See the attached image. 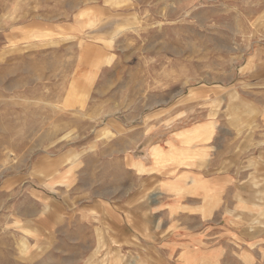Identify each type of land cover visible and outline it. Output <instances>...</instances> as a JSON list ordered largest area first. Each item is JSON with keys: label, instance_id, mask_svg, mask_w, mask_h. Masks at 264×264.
Instances as JSON below:
<instances>
[{"label": "rangeland", "instance_id": "obj_1", "mask_svg": "<svg viewBox=\"0 0 264 264\" xmlns=\"http://www.w3.org/2000/svg\"><path fill=\"white\" fill-rule=\"evenodd\" d=\"M187 128L230 159L228 261L264 264V0H0V264H179L96 199Z\"/></svg>", "mask_w": 264, "mask_h": 264}, {"label": "crops", "instance_id": "obj_2", "mask_svg": "<svg viewBox=\"0 0 264 264\" xmlns=\"http://www.w3.org/2000/svg\"><path fill=\"white\" fill-rule=\"evenodd\" d=\"M194 132L192 128L181 129L166 134V140L160 144L153 140L146 147L142 146L146 149L144 153L147 157L144 158L135 157L139 151L132 149L117 151L130 155L129 162L133 165L124 170L123 179L114 175L111 179L114 183H108L105 193L111 198L104 196L96 200L99 207L118 212V217L162 218L163 225L159 229L152 224L145 232L172 235L163 240L159 247L167 259L171 258V262L177 258L179 264H231L227 252L233 249L232 235L237 230L233 229L235 226L231 221L219 219H233L235 214L234 211L228 213L226 209L224 176L218 178L214 173L217 168H227L230 159H224L225 165L220 164L217 147L213 143L214 136L206 142L203 141L207 139L205 132ZM191 137H196L192 145L185 141ZM156 148H160L159 153L163 155L161 173L151 171L156 160L153 156ZM136 163H142L145 167V173L140 177L133 168ZM235 211L239 212L236 214L238 217L249 216L244 209Z\"/></svg>", "mask_w": 264, "mask_h": 264}, {"label": "bare ground", "instance_id": "obj_3", "mask_svg": "<svg viewBox=\"0 0 264 264\" xmlns=\"http://www.w3.org/2000/svg\"><path fill=\"white\" fill-rule=\"evenodd\" d=\"M67 103V102H66ZM23 231V230H22ZM26 247L24 246V249H25Z\"/></svg>", "mask_w": 264, "mask_h": 264}]
</instances>
